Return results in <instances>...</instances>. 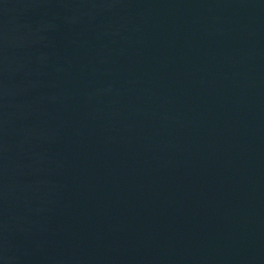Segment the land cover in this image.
Segmentation results:
<instances>
[{"label":"water","instance_id":"95a60500","mask_svg":"<svg viewBox=\"0 0 264 264\" xmlns=\"http://www.w3.org/2000/svg\"><path fill=\"white\" fill-rule=\"evenodd\" d=\"M0 264H264V0H0Z\"/></svg>","mask_w":264,"mask_h":264}]
</instances>
